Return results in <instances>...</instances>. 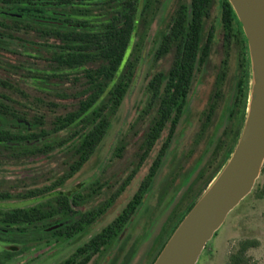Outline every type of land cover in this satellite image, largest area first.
<instances>
[{
    "label": "rangeland",
    "instance_id": "obj_1",
    "mask_svg": "<svg viewBox=\"0 0 264 264\" xmlns=\"http://www.w3.org/2000/svg\"><path fill=\"white\" fill-rule=\"evenodd\" d=\"M111 1L112 5L123 2L86 0L87 14L91 18L101 16L107 12L108 3ZM136 1L138 27L132 47L137 69L135 81L96 152L60 187L69 191L93 183L92 187L96 189V204L112 196L139 163L140 146L159 103L158 99L153 98L149 82L157 73H166L172 61L173 47L168 54L161 56L159 48L164 36L170 31L179 6L182 3L189 4L191 0ZM37 7L39 8L35 10L38 12L50 13L55 10L47 3L45 6L38 4ZM62 9L65 11V4ZM67 10L70 11L69 8ZM220 16L221 3L214 0L203 38L205 44L210 32L214 31L210 54L196 77L186 113L165 153L154 186L146 195L140 216L122 233V240H117L109 252L94 259L91 264H103L109 258L107 264H150L157 254L159 242L164 240L169 232L170 219L184 213L189 204L197 201L234 151L249 109L252 65L248 40L240 20H235L233 29L227 31L219 26ZM47 22L55 20L47 19ZM13 48L16 54L4 51L3 59L11 63H21L25 56L18 52L25 53L28 50L20 45ZM222 73L224 78L218 87V79ZM33 94L46 96L43 92ZM68 105L53 106L49 112L51 115L64 114L70 108ZM168 132V129L164 132L151 156L138 169L135 177L107 214L95 224L93 232L111 222L132 199L160 152ZM122 144L123 149L118 151L117 148ZM0 158L4 156L0 155ZM64 168L63 159L43 157L12 160L3 166L0 165V187L14 194L28 193L52 183L63 174ZM183 185L185 186L182 189ZM181 189L185 193L178 200ZM263 189L264 165L252 192L228 215L225 223L208 242L197 264H230V255L236 252L245 240L258 242L248 250V254L253 258L251 264H264ZM85 192L86 190L81 191ZM24 196L0 200V208H17L35 203L33 197ZM146 235L148 239L144 238ZM85 236L87 235L83 234L78 238L82 240ZM134 238H138L137 242L141 239L145 241L137 248ZM131 241L132 243H129ZM73 244L74 242H70L59 248L46 249L47 262L63 257L71 251ZM13 247L20 245L0 242V251ZM44 247L41 246L37 250ZM23 261V258H19L13 264H28ZM43 261L41 258L32 264H45Z\"/></svg>",
    "mask_w": 264,
    "mask_h": 264
},
{
    "label": "trees",
    "instance_id": "obj_2",
    "mask_svg": "<svg viewBox=\"0 0 264 264\" xmlns=\"http://www.w3.org/2000/svg\"><path fill=\"white\" fill-rule=\"evenodd\" d=\"M213 3L214 0H191L189 4L179 6L159 52L161 56L173 47L171 65L166 73H157L149 82L153 98L159 103L140 146L139 163L104 206L95 209L91 217L83 216L77 223L79 230L114 204L168 129L166 142L139 191L109 226L111 244L141 204L183 119L196 77L210 54L213 31L205 44L203 38ZM108 5L106 13L91 18L87 14L86 0H78V16L63 19L61 25L43 27L30 24L29 34L16 37L14 42V46H19L17 39L30 43L27 47L29 55L21 63L3 59L4 50L0 49V155L4 156L0 158V165L12 160L43 157L64 161L63 174L52 183L29 191V194L53 191L85 165L106 137L113 117L135 81L137 69L132 47L138 27L137 1L123 0L116 5L111 1ZM220 19V27L227 31H231L234 19L239 21L229 0L222 1ZM18 54L24 56L25 53ZM223 78L224 73L219 76L218 87ZM33 92H43L46 96ZM61 104H69L67 107L70 108L64 114L51 115V107ZM123 147V144L119 146L118 151ZM28 193L14 194L0 187V199L28 196ZM63 197L68 210L70 196L63 194ZM55 201L56 196L48 202ZM73 201L76 202L75 199ZM194 203L188 205L173 225L150 264L154 263ZM55 212L54 206L50 210L39 205L0 210V224L23 226L48 219ZM62 229L53 233L57 234ZM256 243V240L242 242L239 249L230 255V264H251L253 258L248 250Z\"/></svg>",
    "mask_w": 264,
    "mask_h": 264
},
{
    "label": "flooded vegetation",
    "instance_id": "obj_3",
    "mask_svg": "<svg viewBox=\"0 0 264 264\" xmlns=\"http://www.w3.org/2000/svg\"><path fill=\"white\" fill-rule=\"evenodd\" d=\"M219 1L222 5L223 0H219ZM69 2H71V5L69 4ZM46 3L50 4L51 7H54L55 10H53L50 13L38 12L35 10L36 8H39L37 7L38 4L45 6ZM77 3L78 0H0V49L4 51L6 50L12 51L15 54V52L13 51L15 38L20 35L26 36V34H29V32L31 31L29 27L30 24L40 25L43 27L48 24L61 25L63 23V19L78 16V11L76 9ZM64 4L66 6L65 11H63L62 9V6ZM31 7L32 8L34 7V9H32ZM67 8H69L70 11L67 10ZM47 19H53L55 20V22H47ZM220 20H219V26H220ZM235 20L236 19H234V21ZM234 21L232 23L231 30L233 29ZM167 35L168 34H166L163 38V41L159 48V52ZM23 40H25V38ZM16 42L20 46H23L25 49H27V47L30 46V43L28 41H22L21 39H17ZM169 52L170 51L164 53L163 55L168 54ZM28 55H29V51L25 52L24 56H28ZM1 57L3 58V54ZM156 176L150 188L144 195L141 204L137 206L135 212L132 214L131 218L124 226L123 230L120 232L119 236L114 241V243L119 239L122 240V236H123L122 233L124 231H127V229L134 222V219L136 217L140 216V213L145 204L146 195L154 186ZM142 182L137 192L139 191ZM92 185L94 184L88 183V185H86L85 187L81 186L71 189L69 191H65L60 188L61 186H63L62 184L51 192H45L41 194L39 193L36 195L28 193L29 195L27 197H31V198L33 197L35 199L34 200L35 203L28 204L23 207H31V206L39 205L43 209L51 210L52 207L54 206L56 212L54 215H51V217H49L48 219L38 220L33 223H27L24 224L23 226L21 225L13 226L10 223H6L2 225L0 224V242L12 243V244L15 243L20 245V247L17 248L13 247L12 249L5 248L1 250L0 264H13L19 258H23L24 259L23 262L28 264H32L34 261L41 258H43L44 260L43 263L45 264H91L94 261V259L101 258L107 252H109L114 244V243L113 244L110 243L109 226L112 223V221L116 217H118L119 214L128 206L129 202L134 198L137 192L134 194L132 199L123 207V209L118 213V215L111 222L104 225L98 231L93 232L92 228L95 226L96 223L99 222V220L104 215L107 214L110 207H108L105 211L99 214L96 220L90 221V223L88 222L85 223L87 225H85V227L79 230L77 227V223H79V221L83 219V216L87 215V217H91L94 214V210L100 209V207L104 206L105 205L104 203L108 201L111 197L110 195L105 199H103L101 202H98L97 204L94 203V199H95L94 192L96 191V189L92 187ZM184 186L185 185H183L182 189L184 188ZM182 189L180 190L181 193L179 197L177 196L179 198L178 200H180V197L185 193L184 190L182 191ZM83 190H86V192L81 193V191ZM63 194L70 196L71 202L69 204L70 206L68 210H67L68 204L63 203L64 200ZM55 196L57 197V201L52 203L48 202L51 198ZM74 199L76 200V202L73 201ZM0 200H7V199H0ZM8 209H13V208H0V210L3 211ZM181 215L182 213L170 219V225H169L170 229L168 230L169 232L172 229L173 225L181 217ZM68 226H71V228H68ZM64 227L66 228L62 229ZM57 229H62V230L59 233L54 234L53 231ZM90 230L92 231L90 232ZM169 232L167 233V236ZM83 234H86L87 236H85V238H82V240H79L80 238L78 237ZM144 238H147V235ZM95 239H96V246L98 245L97 251H94V249L96 248V246L94 247ZM134 239H136L135 241L137 242L138 238H134ZM144 241L145 240L142 241V239L138 240L137 248L139 247L140 243H143ZM162 241L159 242L158 248L162 243ZM70 242H74L71 251H69L67 254H65L63 257L59 259L47 262L46 256L48 255L47 252L48 250L46 249L59 248ZM129 243H132V241ZM129 243H127V246ZM41 246H45L46 248L44 247L41 248L40 250H37ZM109 260L110 258L107 261H105L103 264H107Z\"/></svg>",
    "mask_w": 264,
    "mask_h": 264
},
{
    "label": "water",
    "instance_id": "obj_4",
    "mask_svg": "<svg viewBox=\"0 0 264 264\" xmlns=\"http://www.w3.org/2000/svg\"><path fill=\"white\" fill-rule=\"evenodd\" d=\"M248 40L252 87L237 145L178 224L153 264H197L228 215L254 189L264 165V0H229Z\"/></svg>",
    "mask_w": 264,
    "mask_h": 264
}]
</instances>
